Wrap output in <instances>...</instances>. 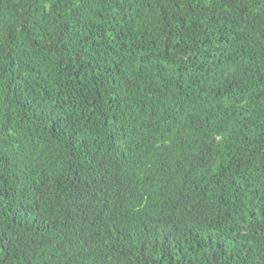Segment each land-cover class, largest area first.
<instances>
[{
    "label": "trees",
    "instance_id": "obj_1",
    "mask_svg": "<svg viewBox=\"0 0 264 264\" xmlns=\"http://www.w3.org/2000/svg\"><path fill=\"white\" fill-rule=\"evenodd\" d=\"M0 264H264V0H0Z\"/></svg>",
    "mask_w": 264,
    "mask_h": 264
}]
</instances>
